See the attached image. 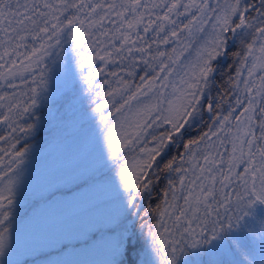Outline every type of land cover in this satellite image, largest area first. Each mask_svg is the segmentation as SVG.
Listing matches in <instances>:
<instances>
[{"label":"snow or ice","instance_id":"6c2138e0","mask_svg":"<svg viewBox=\"0 0 264 264\" xmlns=\"http://www.w3.org/2000/svg\"><path fill=\"white\" fill-rule=\"evenodd\" d=\"M67 53L86 163L20 250L29 141L64 122ZM0 125V264H264V0H0Z\"/></svg>","mask_w":264,"mask_h":264},{"label":"rangeland","instance_id":"374dc122","mask_svg":"<svg viewBox=\"0 0 264 264\" xmlns=\"http://www.w3.org/2000/svg\"><path fill=\"white\" fill-rule=\"evenodd\" d=\"M142 67L143 65L140 66V68ZM140 68L137 69V72L142 75ZM69 71L74 74L75 65L72 62L71 54L67 53L63 70L57 69L55 84L52 86L56 89V94L52 97V106L65 114L64 122L51 121L47 123L43 128V131L47 132L43 145L39 144L41 143L39 142L41 139L39 132L34 141H29V143L34 144V149L26 166L24 182L21 185L22 194L18 193L17 195L19 203L15 209L16 219L9 232L10 245L20 250L41 240L45 235V230L53 222L52 214L47 210L45 199L51 190L50 186L53 184L62 186L68 174L82 171L86 163L76 128L72 123L74 117L71 113L65 112L63 107L65 100L60 107L59 102H56L61 93L68 92L72 87ZM75 87L77 89L81 87L78 77L75 80ZM56 139L64 142L51 145ZM21 143L23 144V141ZM21 146L17 145V147ZM54 146L61 147L62 150L53 149ZM2 147H7V144H2ZM101 197L102 193L99 192L89 194L90 199ZM69 259L72 258L69 257ZM82 259L91 262V264H104L107 259V252L106 250H98Z\"/></svg>","mask_w":264,"mask_h":264},{"label":"trees","instance_id":"16d2710c","mask_svg":"<svg viewBox=\"0 0 264 264\" xmlns=\"http://www.w3.org/2000/svg\"><path fill=\"white\" fill-rule=\"evenodd\" d=\"M3 127L4 126H1L0 127V135H2L3 134ZM40 134V133H39ZM0 144H6V143H4V142H0ZM21 145H22V143H21ZM20 146V145H19Z\"/></svg>","mask_w":264,"mask_h":264}]
</instances>
